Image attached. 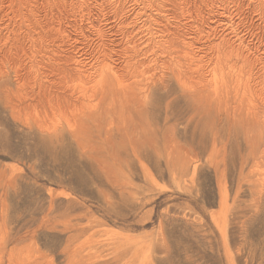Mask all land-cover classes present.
<instances>
[{"label": "rangeland", "instance_id": "1", "mask_svg": "<svg viewBox=\"0 0 264 264\" xmlns=\"http://www.w3.org/2000/svg\"><path fill=\"white\" fill-rule=\"evenodd\" d=\"M19 1L22 0H1V13L7 9V17L12 16L10 11L14 9V5H23ZM185 2L186 6L183 5L181 12L179 8L175 19L167 16L166 23L171 24L170 27H175L177 23L176 26L180 27V42L192 41L196 31L194 26L200 25L202 31L196 36L198 41L195 40L196 43L188 48L191 53L189 57L195 55L193 53L199 43L201 45V41L214 40L212 35L218 39L221 35L226 37L228 33L226 38L233 40L235 45L239 42L244 45V55L254 62L250 68L248 66L249 69L244 67L241 79L247 77L248 85L243 84L237 89V93L240 89L243 91V87L253 88L251 85L254 84V76L261 72L260 64L264 63V0ZM62 3L70 5L66 7L68 21L77 22L79 19L83 31L77 30L75 34L73 28L61 21L63 30H60L58 36L64 37V32L74 33L79 41L85 34L88 40L84 43L86 46L90 45L89 41L95 40L92 29L86 27V19L90 18L109 37L102 14L108 13L110 8L119 4L118 1L68 0ZM127 3L126 11L132 7L131 2ZM41 5L42 3L38 6ZM71 11L73 15H70ZM221 16L226 17L223 19L227 24L217 21ZM212 22L217 24L212 25ZM208 25L213 26L214 32ZM208 31L214 34L207 37ZM16 32L15 35L21 30ZM71 55L75 56V53ZM229 59L227 63L222 62L224 66H218L220 68L213 73L215 75L208 71L210 67L205 69V77L211 84L214 82L211 78L219 80L220 76L217 75L225 70L226 76L233 72L234 75L237 74L236 68L241 62L237 64L238 67L234 65L235 67L229 68ZM233 60L235 62V58ZM2 64L5 72L0 74L1 90L4 95L6 91L10 95L9 92L16 90L13 65L8 61ZM223 67H226L225 70ZM4 73L6 78L3 77ZM162 73L163 69L161 66L159 69L157 64L153 80ZM212 75L214 77L210 78ZM8 77L11 79H7ZM165 84L166 86L161 87L160 83H156L152 91L154 101L151 99L146 103L140 117L137 116L140 112L134 116L133 124L137 126L136 131L142 141L133 149L126 145L127 147L119 149L121 151L117 150L123 158L116 153L115 160L102 142H96L93 138L86 141L88 137L80 139L70 131L69 127L71 124L74 127L80 107L79 110L78 107L69 110L50 105L51 108L46 107L43 112L41 108L45 105L36 104L38 115L35 110H29L28 113L24 110L23 113L21 111L16 114L1 93L0 264H264V133L256 131L258 127L255 126L253 130L245 120L242 121L243 125L240 120L242 116L238 114L239 111H235L245 110L253 104L259 105L264 89L260 90L256 86V90L251 93L246 89L239 91L238 94H242L240 99L236 90L232 94V89L227 90L228 94L227 91L217 94L213 90L214 94L204 91L202 98L210 99L206 104L204 99L205 102L201 100L196 103L194 92L188 86L179 87L174 78L166 77ZM34 85L36 87V81L30 77L25 87L28 95L32 92L30 89L35 90ZM74 88L77 90L78 87ZM230 94L235 99H231ZM2 98L5 99L4 102ZM19 98L16 97L17 100ZM227 98L228 102L224 101ZM216 101H219L218 104ZM75 110L78 112L75 113ZM11 111L16 116L12 114L13 117ZM71 111L73 114L70 115ZM28 115L38 122L42 120L39 125L47 131ZM58 116L61 118L57 119ZM233 116L237 126L232 124ZM237 116L240 119H236ZM259 116L260 122L264 121V108ZM31 120L35 123L30 122ZM52 121H56V124ZM140 123L142 126L138 127ZM50 126L53 130L60 126L64 128L58 134V130L51 131ZM77 139L79 142L81 140L82 147L79 142L77 144ZM89 141L93 146L87 144ZM96 148L101 149L98 151ZM84 150L89 151V155ZM96 151L97 154L99 152V157L94 161ZM90 153L95 155L90 157ZM98 161L99 164L104 161L107 167L102 165L106 169Z\"/></svg>", "mask_w": 264, "mask_h": 264}, {"label": "bare ground", "instance_id": "2", "mask_svg": "<svg viewBox=\"0 0 264 264\" xmlns=\"http://www.w3.org/2000/svg\"><path fill=\"white\" fill-rule=\"evenodd\" d=\"M63 1H68V0H26V1L22 0V1H19V3H22L23 5H21V4L17 5V6L14 5L16 8L14 7V9H12V11H10L11 7L9 6L10 7L9 11L12 12V16H10V17H7L8 16L7 12H6L7 9L5 11L2 10V13L0 11V15H1L0 16V74H2V71L4 69L2 62L8 61L9 64L13 65V69H14L13 72L15 75L14 78H15V84H16V85H14L15 86L14 89H16V90L9 92L10 95L9 94L7 95L8 91H6V95H4L3 94L4 92L1 90V87H2L1 83L2 82L0 81V95L2 93V96H4V98L6 99V103L9 104L10 109L13 110L14 112H16V114L20 113L21 111L23 113L24 110L27 113L29 110H35V113L38 115L39 110L37 109L38 107L36 108V106H37L36 104L45 105L44 108H41L43 110V112H45L46 107H50V105L61 107V108H69V110H70V108L76 109L77 107L79 110V107H80L81 109L79 110V112L77 110H75V113L76 112H78V113H77V116L75 117L74 127H73V124H71L69 127L71 129H73V130L70 129V131H72L73 134L78 136L80 139H84V137H86V138L88 137L89 139L87 138L86 141L95 139L94 141H96V142H97V140L100 143L102 142L109 149L108 154L112 157V159L115 157L117 150L121 151L119 149L127 147L126 145L130 146L133 149V147L137 146L136 144H138V143L140 144V142L142 141V138L140 139V136L138 135L139 132L136 131L137 126H134V124H133L134 116L137 115V113L139 114V112H140V114L137 115L140 117L141 113L145 110V107L147 105L146 103H149L152 98L154 99L155 96L153 97L152 91H153L154 87L156 86L157 82L160 83L161 87L166 86V84H165V78L166 77L167 78L168 77L174 78L175 81L177 82L178 86L181 88L188 86L190 88V90L194 92V100L196 101V103H198L202 100L203 102L206 101V104L210 99L205 100L204 98H202V95L204 97V91H209V92H211L210 94H212V93L214 94V92H215V94H217L218 92L226 93L224 91L232 89L231 90L232 92L236 90V93H237V89H239L243 84L248 85L247 84L248 83L247 77H244L243 79H241V77H242L241 75L243 72H245V71H243L244 67L248 68V66H249V68H250L254 62L252 59H249L247 56L244 55V47H243L244 45L242 46V44H240V42H239V44L235 45V43L233 42V40H231V38H230L231 41H229L226 38L227 34H228L226 32H225L226 37L225 36L222 37V35H221V38L218 39V38H215V36L213 37V35H212V38H214V40L207 39L203 43L201 41V45L199 43V46L196 47L197 50L196 49L195 50L196 51H202V53L200 54L199 52L195 51L193 53L195 55L194 56L192 55L193 56L192 58L189 57V55H191V53H190L188 48L191 47L192 45H194V43H196L198 41L196 36L198 34H200V32L202 31V30H200V27H199L200 25L194 26V27H196V31L194 34L195 36L194 37L192 36V41L182 40V42H180V37H182L181 36L182 33L179 30L180 27L178 28V26H176L177 23L175 24V27H172L173 25L170 27L171 24L166 23L167 22V16L175 19L177 11L179 12V8H180V12L184 9L183 5L186 6V4H187V2H185L186 0H106L107 2L108 1L109 2H115V1L119 2V4H116L115 6L110 8V11L108 13L102 14V16L104 17L105 23H106V27L108 28L109 37H108V35H105L101 31V29L97 26V24H95V22L93 23V20H91L90 18H87L86 20H87L88 26H86V27L92 29V32L95 35V37H94L95 40L89 41L90 45L87 44V46L84 43L85 40H88L87 35L84 34L81 36V40H79V41L76 40V35H75L76 33L75 32L77 30L83 31L82 30L83 26L81 25V23H79V19L77 22H75L73 20L68 21V17L66 15V13L68 11L66 10V7L70 6V5L63 4L62 3ZM101 1H103V0H101ZM127 2L128 3L131 2L130 4L132 7L130 10L127 8V11H126L125 4ZM41 3H42V5L38 6ZM180 4H181V7H179ZM6 7H8V6L6 5ZM70 13H71L70 15H73L72 11ZM107 14H108V16H107ZM125 15H127V16H125ZM217 18L218 17H216V19ZM223 18H226V17L221 16L219 19H217V21H219V22L221 21L223 23L225 20ZM10 20H12V21H10ZM94 20H97V19L95 18ZM61 21L65 22L67 24L66 25L67 27L73 28L72 31H74L75 34L74 33L69 34V32L68 33L64 32V37L58 36V33L60 32V30L62 28ZM213 21H216V20H213ZM197 22H198V20H197ZM98 23H99V21H98ZM216 24H217V22H216ZM216 24L213 23L212 25H216ZM223 24H227V23L224 22ZM208 28H211L213 32L215 30V29H213V26H211V25H208ZM18 30H21V32L19 34L15 35V32ZM65 30L67 31V29L64 28V31ZM230 30L232 31V29H229V31ZM209 31H208V34L206 35L207 37H208V35L210 36V34L213 33V32H209ZM195 40H196V42H195ZM238 40H240V39H238ZM92 42H94V43L92 44ZM81 45H83V46H81ZM246 46L247 45H245V47ZM72 53H75V56H72L71 55ZM229 58L231 59V65L228 63L229 68H233V67H235L234 65H237L239 62H241L239 67L237 65L238 68H236V69H238L237 70L238 72H236L235 71L236 69L234 68V71L237 74L234 75V72L229 73L230 69L228 68L227 73H229V75L226 76L227 74H225L226 73L225 68L227 67V65L225 64L226 67L225 68L223 67L225 71L222 72L221 70H223V69L221 68V70H219V71H221L222 73L219 74V72H218L219 75H217V76L218 77L220 76L219 80L217 78H211V77H214L213 75H215L213 73L217 69L220 68V67L218 68V66L220 64H222V62L227 63V60ZM233 58H235V62H233L234 61ZM224 60H226V62ZM157 64L159 66V69L161 66V69H163V73L159 77H157L156 80L159 79L158 81H156V80L154 81L152 77L155 76ZM260 65H262V66H260L261 72L259 71L260 73L258 75H256V77L254 76V84L255 85L254 84L251 85V86H253V88L250 86H247L246 88L243 87V91H244V89H246L248 91V93L249 92L251 93L252 91L256 90L255 89L256 86H259L260 90L264 89V63H262ZM222 66H224V64H222ZM208 67H210V69L208 71H210V72L212 71V74H213L212 76H210L212 81L214 79V82L212 84H211V81L209 82L207 80L208 78L205 77V73H204L205 69H207ZM10 68L12 69V67H10ZM7 70H9V69H7ZM245 70H247V69L245 68ZM3 72H5V71H3ZM157 72H158V70H157ZM246 72H249V71L247 70ZM159 73H161V72H159ZM231 74H233V75H231ZM245 74H247V73H245ZM156 76H157V74H156ZM3 77H5V73L3 74ZM10 77H12V75ZM30 77L36 81V87L34 85L35 90L30 89V91H32V92L30 95H28V92L26 91L25 87L27 84V80ZM248 78H249V76H248ZM7 79H9V77ZM244 79L246 81H244ZM0 80H2V78ZM168 80H170V79H168ZM13 81H14V79H13ZM6 83H7V81H6ZM74 86L78 87L77 90H75ZM27 88H29V87H27ZM164 88L165 87H163V89ZM239 91L241 92L242 89L238 90V93H239ZM247 91H245V92H247ZM206 93H205V95H206ZM222 93H220V94H222ZM238 93H237V95H239ZM154 94H155V92H154ZM160 94L162 95L163 92H161ZM210 94H209V96H211ZM227 94H228V91H227ZM232 94H235V92H233ZM243 94H244L243 97H245V93H243ZM165 95H166V93H165ZM226 95L224 94V96H226ZM241 95L238 96L239 99L241 98L240 97ZM16 97H20V98L17 100ZM212 97H214V100H216L215 95H213ZM218 97H217V99H218ZM228 97H229V95H228ZM207 98H208V94H207ZM209 98H211V97H209ZM230 98L235 99V98H233L232 95ZM0 99H1V97H0ZM5 99L3 100V98H2L3 102L5 101ZM225 99H224V101L228 102V98H227V100H225ZM236 100L238 102V98ZM236 100H235V102H236ZM220 101H221V99H220ZM240 101H239V103H240ZM249 101H247V102H249ZM218 102H217V104H218ZM232 102H233V100H232ZM235 102H234V104H235ZM242 103L244 105L246 102L244 103V100H243ZM201 104H202V102L200 103V105ZM263 104H264V95L261 97L259 105L253 104V105H251V107H247V108H245V110H242V111L240 109L235 110V111H239L238 114H240V117L242 116L241 119L238 116L235 118L236 119L239 118L243 125H244V123L242 121H244V120L246 121L245 123H250L253 130H255L254 126L258 127L256 129V131L259 130V131H261V134H262V133H264V121L262 120L260 122L259 113L261 112L262 108H264ZM0 105H2V104L0 103ZM42 105H41V107H42ZM239 105H238V107H239ZM3 106H4V104H3ZM53 106H52V109H53ZM235 107H237V105ZM244 107H246V105H244ZM13 111H11V112H13ZM52 111H50V112H52ZM73 111H71L70 115L73 114L72 113ZM14 112L11 113V115L12 114L15 115ZM58 113H59V109H58ZM62 113H63V111H62ZM36 114H35V118H36ZM197 114H198V112H197ZM14 115H12V116L14 117ZM21 115L23 116V119H25L24 115L23 114H21ZM30 115H28V116H30ZM44 115H45V113H44ZM204 115H205V113H204ZM230 115H232V114H230ZM236 115H237V113H236ZM192 116H193V114H192ZM209 116H207V117H209ZM234 116H235V114H234ZM234 116H233V119H234ZM25 117H27V115ZM45 117H47V116L45 115ZM67 117H68V115H67ZM165 117L167 118L166 115H165ZM37 118H38V116H37ZM60 118L58 116L57 119H60ZM30 119H34V118H32L30 116ZM39 119H43V118H39ZM48 119H50V118H48ZM208 119H210V117ZM230 119H232V118L230 117ZM54 120H56V119H54ZM62 120H64V119H62ZM71 120L73 121V119H71ZM211 120H212V118H211ZM32 121L33 120H31L30 122H32ZM34 121L36 122V124L38 123L37 125H39V123L40 124L42 123V120H40L41 122H38V121H36V119H34ZM67 121H69V120H67ZM72 121L71 122L69 121V123H72ZM203 121H204V119H203ZM235 121L236 120L234 119V121L232 123L233 125H235L234 124ZM35 122H32V123H35ZM43 122L45 123L44 120H43ZM55 122L56 121H54V122L52 121V123H55ZM58 122H59V120H58ZM187 123H189V122H187ZM59 124H57V125H59ZM145 124H147V123H145ZM232 124H230V125L232 126ZM65 125L67 126L68 124L65 123ZM39 126H41V125H39ZM43 126H47V125H43ZM139 126L141 127L142 124L138 125V127ZM143 126H147V125H143ZM235 126H237V125H235ZM245 126L243 128L246 129V127L248 125L246 127ZM47 127H49V126H47ZM50 127H51V131H52L53 127L52 126H50ZM63 128H61V126L59 128H56L58 130V134H59V130H61ZM66 128L68 129V127H66ZM42 129L46 130L45 127L44 128L42 127ZM56 129L53 131H56ZM38 130H40V128ZM68 131H69V129H68ZM143 131L145 132V130H143ZM246 131H247V129L245 130V132ZM222 132H224V131H222ZM55 133H57V132H55ZM70 134H72V133H70ZM146 134H148L147 130H146ZM218 134L215 136H218ZM261 134L259 136H261ZM140 135L143 136L141 134V132H140ZM113 138H114V140L116 138V141L112 142ZM143 138H145V137H143ZM75 139H76V137H75ZM230 139L232 140V138H230ZM222 141H223V139H222ZM78 142H79V140L77 141V144H78ZM80 142H81V140H80ZM80 142H79V144H80ZM89 142H87V144H89V146H90L91 141H89ZM196 142H197V140H196ZM98 145L100 146L99 143H98ZM216 145H217V143H216ZM79 146L82 147L83 144L82 145L80 144ZM92 146H91V148H92ZM218 146H220V145H218ZM94 147H96V146H94ZM88 148H90V147H88ZM83 149H86V148L84 147ZM99 149H101V148H99ZM99 149L96 148L95 150L99 151ZM125 149H124V151H125ZM87 150H89V149H87ZM84 151L86 152V150H84ZM84 151H82V152L84 153ZM87 152H88L87 155H89V151H87ZM91 152H94V151L92 150ZM98 154H99V152H98ZM98 154H97V151H96V155H95V153L93 154L95 156H93L92 153H90V157L92 155L93 158H95L94 161H97L98 157H99ZM210 154H211V152H210ZM118 155H119V157L121 156L120 154H118ZM102 157H104V156H102ZM105 157H107V156L105 155ZM121 157L123 158V156H121ZM104 159H106V158H104ZM101 160L102 159H100V161ZM114 160H115V158H114ZM116 161L118 162V160H116ZM120 161H122L121 158H120L119 162ZM102 162L103 163H100L101 165L104 164V161H102ZM98 164H99V161H98ZM104 166H105V164H104ZM102 167H103V165H102ZM105 167H107V166H105ZM105 167H103V168H105ZM109 169H111V168H109ZM108 173H110V172H108ZM20 252H22V251H20ZM15 253H17V252H15ZM25 254H26V252H25ZM19 256H21V255H19ZM31 256H33V255L31 254ZM21 257H20V259H21ZM24 259H25V257H24ZM28 259H30V258H28ZM10 261H8V262H10ZM49 263H50V261H49Z\"/></svg>", "mask_w": 264, "mask_h": 264}]
</instances>
